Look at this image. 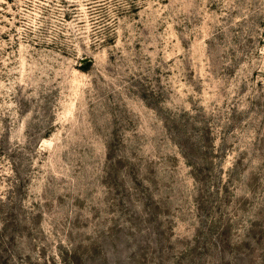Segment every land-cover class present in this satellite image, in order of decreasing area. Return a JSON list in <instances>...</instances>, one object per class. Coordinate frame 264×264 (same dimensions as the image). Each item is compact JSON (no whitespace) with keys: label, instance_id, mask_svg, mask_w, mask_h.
<instances>
[{"label":"rangeland","instance_id":"1","mask_svg":"<svg viewBox=\"0 0 264 264\" xmlns=\"http://www.w3.org/2000/svg\"><path fill=\"white\" fill-rule=\"evenodd\" d=\"M0 264H264V0H0Z\"/></svg>","mask_w":264,"mask_h":264}]
</instances>
